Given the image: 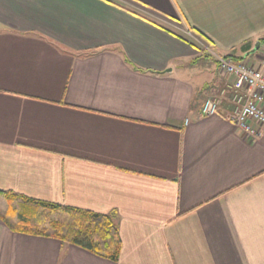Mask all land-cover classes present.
Masks as SVG:
<instances>
[{
	"label": "crops",
	"instance_id": "1",
	"mask_svg": "<svg viewBox=\"0 0 264 264\" xmlns=\"http://www.w3.org/2000/svg\"><path fill=\"white\" fill-rule=\"evenodd\" d=\"M264 0H0V190L113 215L117 260L0 220V264H264ZM219 109L202 115L205 98Z\"/></svg>",
	"mask_w": 264,
	"mask_h": 264
},
{
	"label": "trees",
	"instance_id": "2",
	"mask_svg": "<svg viewBox=\"0 0 264 264\" xmlns=\"http://www.w3.org/2000/svg\"><path fill=\"white\" fill-rule=\"evenodd\" d=\"M0 220L13 231L54 237L110 260L120 253L118 228L109 213L0 190Z\"/></svg>",
	"mask_w": 264,
	"mask_h": 264
},
{
	"label": "built area",
	"instance_id": "3",
	"mask_svg": "<svg viewBox=\"0 0 264 264\" xmlns=\"http://www.w3.org/2000/svg\"><path fill=\"white\" fill-rule=\"evenodd\" d=\"M221 71L231 76V83L221 94H227L232 108L228 118L251 135H258L264 127V48L259 59V67L230 57L216 55ZM220 101L216 97H207L200 108L202 115H211L218 111Z\"/></svg>",
	"mask_w": 264,
	"mask_h": 264
},
{
	"label": "rangeland",
	"instance_id": "4",
	"mask_svg": "<svg viewBox=\"0 0 264 264\" xmlns=\"http://www.w3.org/2000/svg\"><path fill=\"white\" fill-rule=\"evenodd\" d=\"M208 97H213V96H208Z\"/></svg>",
	"mask_w": 264,
	"mask_h": 264
}]
</instances>
